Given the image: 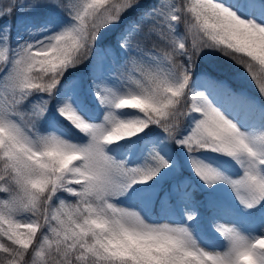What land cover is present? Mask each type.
Listing matches in <instances>:
<instances>
[{
	"label": "snow or ice",
	"instance_id": "snow-or-ice-1",
	"mask_svg": "<svg viewBox=\"0 0 264 264\" xmlns=\"http://www.w3.org/2000/svg\"><path fill=\"white\" fill-rule=\"evenodd\" d=\"M41 7L66 22L15 46L0 29V264H264V0H156L134 18L141 0L28 4ZM208 54L242 68L260 99L198 73ZM85 63L102 114L65 79ZM106 64L119 67L106 77Z\"/></svg>",
	"mask_w": 264,
	"mask_h": 264
},
{
	"label": "trees",
	"instance_id": "trees-1",
	"mask_svg": "<svg viewBox=\"0 0 264 264\" xmlns=\"http://www.w3.org/2000/svg\"><path fill=\"white\" fill-rule=\"evenodd\" d=\"M156 0H141L142 8L138 9L137 12L132 13V17H136L140 11H143L154 4ZM170 2H177V0H170ZM30 0H0V26L4 25H11V43L13 46L17 42L22 43L25 39H28L29 29H37L45 24L46 21H53L56 24V27H59L61 23L66 22V17L63 13L59 12L58 10H54L47 7H41L36 9L28 8V4ZM10 5H16L15 10L12 12L11 15H3L8 9ZM53 31L56 28L52 29ZM118 29L114 30L113 33L110 34L109 39L104 42L105 45L111 44L115 47V35L118 33ZM99 46V45H98ZM119 65H105V76L107 77L110 72H115L118 69ZM91 71L90 64L85 63L84 65H80L77 68L70 70L65 75V79H72L76 78L81 83V96L80 99L83 102V105L86 106L87 110L91 113H101L104 111L100 108L98 102L93 97V93L90 90V79L89 74ZM202 71H210L215 72L217 75L224 76L228 78L231 84L246 93L249 97L256 98L257 100L260 99V94L257 91L256 85L253 83L251 79H249L248 75L244 72L242 68L238 66H234L231 61H229L226 57H222L219 54H208L204 55L202 60L199 62L197 72ZM111 85H113L116 89L120 87V85L114 79H105ZM34 100H38L39 96L33 97ZM128 110H125L127 112ZM117 115L121 118H127L123 113L117 111ZM256 123L258 124L259 121L257 120ZM47 123L44 124V127H47ZM66 136H75V133L71 132L67 128L62 129ZM123 143V142H122ZM118 155L123 157L126 153L123 150H116ZM184 152V151H181ZM205 156H210L214 159L219 160L223 165L232 168L234 170H238L239 167L235 165L234 162H229L226 159L220 160L216 155L209 154V153H198ZM143 155L140 152L139 148L133 151L130 154V159L132 163H138ZM175 155V154H174ZM178 163L181 165L182 170L184 171L185 175H191V171L182 163L180 159V153L178 156ZM206 193H200L198 198L201 200L202 207H201V214L206 217L208 214V209L206 207ZM174 204V202H173ZM157 209L160 207L159 200L157 201L156 205ZM149 215L151 219L160 222L163 219H168L162 217L156 209H153ZM210 238V237H209ZM211 239V238H210ZM219 241L217 239H211V243L216 244Z\"/></svg>",
	"mask_w": 264,
	"mask_h": 264
},
{
	"label": "rangeland",
	"instance_id": "rangeland-1",
	"mask_svg": "<svg viewBox=\"0 0 264 264\" xmlns=\"http://www.w3.org/2000/svg\"><path fill=\"white\" fill-rule=\"evenodd\" d=\"M221 2H223L225 4H233L234 5L236 3V0H221ZM2 28H3V26H0V29H2ZM43 35H47V33H39V32H37L35 36H31L30 35L28 37V40H39L41 38V36H43ZM103 86L106 87V88H109V89H116L107 80L104 81ZM93 97H94V99H96L94 94H93ZM209 154H211V153H209ZM197 155L200 156L202 159H204V160H206V161H208V162H210V163H212L214 165L221 166L222 169L225 172H227L228 174H230V175L235 176V175L239 174V171H240L239 169L238 170H234L232 168H229V167L223 165L217 159H214V158H212L210 156H205V155H202V154H198V153H197ZM213 155H215V154H213ZM180 159H181L182 163L191 171L190 165L188 164V161H187V153L186 152H180ZM224 190L227 191L229 193V195H231L230 190L227 189V186H224ZM163 222H167V219H163L162 221H160V223H163Z\"/></svg>",
	"mask_w": 264,
	"mask_h": 264
}]
</instances>
